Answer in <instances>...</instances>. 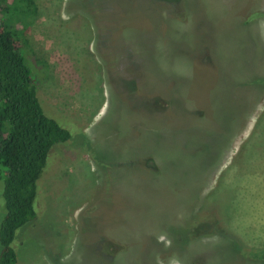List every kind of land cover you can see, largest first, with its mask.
<instances>
[{
	"label": "rangeland",
	"instance_id": "obj_1",
	"mask_svg": "<svg viewBox=\"0 0 264 264\" xmlns=\"http://www.w3.org/2000/svg\"><path fill=\"white\" fill-rule=\"evenodd\" d=\"M3 3L70 134L15 264H264V0Z\"/></svg>",
	"mask_w": 264,
	"mask_h": 264
},
{
	"label": "trees",
	"instance_id": "obj_2",
	"mask_svg": "<svg viewBox=\"0 0 264 264\" xmlns=\"http://www.w3.org/2000/svg\"><path fill=\"white\" fill-rule=\"evenodd\" d=\"M14 1L17 14L33 16V0ZM4 3L0 4V11L4 10ZM20 48L19 40L0 24V180L4 201L0 264L17 262L12 243L16 231L35 218L37 180L49 150L70 137L65 128L44 113L37 95L38 82ZM260 79L264 85V76ZM261 258L264 261V248Z\"/></svg>",
	"mask_w": 264,
	"mask_h": 264
}]
</instances>
